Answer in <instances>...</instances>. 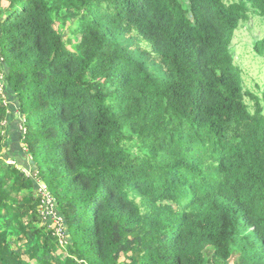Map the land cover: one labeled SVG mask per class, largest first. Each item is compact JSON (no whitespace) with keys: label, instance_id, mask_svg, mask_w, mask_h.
Segmentation results:
<instances>
[{"label":"trees","instance_id":"obj_1","mask_svg":"<svg viewBox=\"0 0 264 264\" xmlns=\"http://www.w3.org/2000/svg\"><path fill=\"white\" fill-rule=\"evenodd\" d=\"M251 14L264 0H0L21 116L0 93V264H264V84L231 49Z\"/></svg>","mask_w":264,"mask_h":264},{"label":"rangeland","instance_id":"obj_2","mask_svg":"<svg viewBox=\"0 0 264 264\" xmlns=\"http://www.w3.org/2000/svg\"><path fill=\"white\" fill-rule=\"evenodd\" d=\"M57 28L60 32L65 34L66 38H68L70 30L69 25L66 27L63 25H57ZM262 36H264V18L257 16L256 14H251L249 21L242 23V25L236 31L231 46L235 66H237V68L240 70L241 78L246 90L259 95L264 84V58H261L255 54L254 43ZM2 80H4V78L2 73H0V93H2L5 96V100L11 104V114L17 113L18 104H14L9 99ZM246 102L250 106V109L253 110V103L250 102L249 98H246ZM23 134L24 132H22V135ZM26 174L28 176L31 175L29 171H27ZM52 217L53 221L59 225L57 217ZM59 229L60 227H58V230ZM63 230L67 235L65 226H63ZM63 246L66 247V243H63Z\"/></svg>","mask_w":264,"mask_h":264},{"label":"built area","instance_id":"obj_3","mask_svg":"<svg viewBox=\"0 0 264 264\" xmlns=\"http://www.w3.org/2000/svg\"><path fill=\"white\" fill-rule=\"evenodd\" d=\"M8 164H13L12 161H7ZM38 194L39 197L43 203V208L41 209V213L42 215H52L55 213V206H54V202L53 199L51 198L50 194L48 193L47 189L45 187H41L38 190ZM45 207V210H44ZM63 219H59V223H62L63 221H61ZM60 232V235L62 238H64V233L62 232V229L60 228L58 230Z\"/></svg>","mask_w":264,"mask_h":264},{"label":"clouds","instance_id":"obj_4","mask_svg":"<svg viewBox=\"0 0 264 264\" xmlns=\"http://www.w3.org/2000/svg\"><path fill=\"white\" fill-rule=\"evenodd\" d=\"M3 76V75H2ZM3 82V81H2ZM4 83V82H3ZM263 87V86H262ZM262 90V89H261ZM258 96H259V94H258ZM251 110V109H250ZM251 111H253V110H251ZM17 114V117H18V119H19V123H21V116H19V113L17 112L16 113ZM20 128H21V125H20ZM21 130H22V128H21ZM21 167V169H22V166H20ZM41 187H45L46 189H47V191H48V193H49V190H48V188H47V185H45V184H43V183H39V185H38V190H39V188H41ZM38 190H37V193H38ZM50 194V193H49ZM39 195V194H38ZM50 196H51V194H50ZM51 198L53 199V197L51 196ZM53 202H54V199H53ZM54 206H55V202H54Z\"/></svg>","mask_w":264,"mask_h":264}]
</instances>
